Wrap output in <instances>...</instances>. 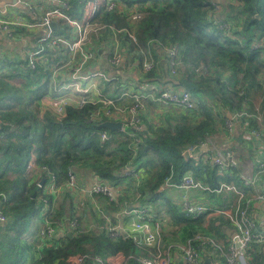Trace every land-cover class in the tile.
Wrapping results in <instances>:
<instances>
[{"label": "trees", "instance_id": "obj_1", "mask_svg": "<svg viewBox=\"0 0 264 264\" xmlns=\"http://www.w3.org/2000/svg\"><path fill=\"white\" fill-rule=\"evenodd\" d=\"M67 1L70 14L80 18L87 0ZM115 1L122 10H108L103 1L94 20L103 21L109 30L106 34L113 23L126 28L120 34L119 50L125 61L122 68L126 65L128 69L135 62L140 67L148 56L154 66L148 71L136 66L138 87L156 83L163 88L171 84L189 91L195 105L182 109L149 100L153 119L143 113L139 127L110 131L101 126L107 118L91 119L100 103L68 107L63 117L41 110L40 100L47 93V81H43L47 70L40 66L29 71L18 66L19 60L0 56V207L8 217L0 225V264H67V259L78 253L88 255L82 264H93L97 255L117 253L125 256L123 264H143L142 259L155 251V247L139 244L132 234L110 236L108 218L102 210L89 197L80 204L75 201L74 188L68 184L69 169L79 185L94 176L113 186L127 181L137 205L151 207L152 217L160 224V240L188 225H201L205 215H185L176 202L181 190L166 186V176L173 174V182L179 183L189 172L211 188L223 182H234L244 192L247 188L239 178L240 166L225 172L207 157L210 150L199 159L187 158L183 152L208 138L231 132L226 120L234 116L264 138V0ZM131 12L143 14L135 29L136 39L128 31ZM22 29L16 27L15 31L21 33ZM169 47L178 51L175 73L166 52ZM114 48L112 41L111 53ZM23 63L26 65L27 59ZM13 79L22 81L17 86ZM116 79L101 81L103 89L117 92L128 88L127 81ZM103 131L108 132L107 139L101 138ZM129 167L140 174L139 183L133 176L122 175ZM52 175L56 177L57 192L48 188ZM199 190L200 197L220 207H235L234 191L218 194ZM67 217L78 219V227H71L72 237L53 238V243L42 246L28 240V231L37 220L63 228L61 223ZM212 223L216 238L224 241L226 253L231 242L226 228L232 230L233 224L224 216L214 217ZM41 239L42 235L37 242ZM214 250L225 262V255ZM260 251L261 245L253 242L246 253L247 264H264V253Z\"/></svg>", "mask_w": 264, "mask_h": 264}, {"label": "built area", "instance_id": "obj_2", "mask_svg": "<svg viewBox=\"0 0 264 264\" xmlns=\"http://www.w3.org/2000/svg\"><path fill=\"white\" fill-rule=\"evenodd\" d=\"M48 1L53 3V7L46 10L40 19L33 21H25L16 17L6 19L4 18V15L8 12L7 8L0 7V33L4 32L8 36L12 37L15 32L14 28L18 26L42 31L40 34L36 32L37 42L38 44H41V47L29 54L28 68L35 70L40 64L45 66L47 65L49 67L50 81L57 87V89L53 95L49 94L43 96V103L50 106L57 115L63 117L65 116L68 107L81 108L89 102L93 103L89 98V96H92L96 92V83L93 79L101 78L104 81L114 79L113 74H109L103 69L87 70L88 66H93L99 62V54L95 49L93 50L94 54L89 52L86 47L89 34L93 39L94 33H96H91V31H96L100 28L97 26V23L100 21L94 20L99 7H101L100 4L104 1L108 10L115 9V7L120 10L121 4L115 0H87L83 2L82 16L78 18L68 14L67 10L69 11L70 9L69 2L63 0ZM28 7L32 10L30 5H28ZM216 7H218V5H216ZM133 13H138V17H132ZM133 13L128 20L130 27L128 31H131L130 35L136 39L134 36L135 29L139 21L143 18V14L139 12ZM57 20L68 25L69 30L66 33L60 35L53 34L50 23ZM98 24L106 27L103 21ZM124 30H126L125 27ZM122 31L123 29L121 26H118L117 30L112 31V34L115 33V35H117ZM45 44L47 47L56 50V54L54 56H50L44 52L45 48L43 45ZM119 49V44L115 41L114 52L111 53L109 46L106 47L105 55L102 56L101 60L104 59L115 66L124 64V55ZM166 51L168 52L172 71L175 73L176 67L179 65L178 51L175 47H169ZM148 61L152 60H150L147 56L140 64V67L137 62L133 64L138 66L139 70L144 69L148 71L154 66V63H150ZM123 97H130L133 103L128 106L122 105L119 107L116 105L117 100L105 97L106 99L102 101L103 104H100V106L94 111L91 119L110 117L114 118V120L122 121L124 128H134L140 126L141 114L145 112V99L147 98H152L163 105L177 106L182 109H191L195 105L194 97L189 91L186 89H177L171 84L164 86L163 88L158 87L156 83H152L151 85L143 84L141 88L137 87L134 90L129 86L119 95V99H122ZM230 123L231 126L229 131L232 132V122ZM252 134L257 139H260V134L257 130L253 129ZM101 136L103 139L108 138V135L105 132L102 133ZM211 139L213 138H208L205 142H202V144H208V151L206 153H208L209 150L210 153L207 157L225 172L238 167L240 164L238 156L233 151L220 147L217 142H212ZM30 166H34V164L30 163ZM44 168L46 169V167ZM259 171H264V160L260 164ZM259 171L247 167L240 173V179L243 181L245 186L252 185L255 182L256 175ZM123 174L133 177L138 176L137 171L130 167L126 168L122 172V175ZM69 176L70 183L73 184L75 182V177L73 175ZM52 179H55L54 175L52 176ZM172 179L173 174L167 177L165 181L166 185L178 187L183 191H189L193 188H202L216 192H241L233 182H223L218 188L205 187L189 172L185 173L179 183L173 182ZM93 191L103 193L110 199H114L113 192L107 185L96 184L93 187ZM199 203L200 202L192 200L187 194H185L179 201V206L180 208L182 207L186 214L200 215L204 212L210 211L208 206L203 204L201 205ZM148 211L149 209L146 207L126 211L128 215H136L137 218L136 221L131 224L132 228L130 229L133 232L132 234L135 240L139 244L156 246L157 249H159L158 253L143 258L142 262L143 264H171L173 260V252L170 248L164 250L160 249L159 229L158 232L153 230V219L149 216ZM232 219L235 221L240 231V245L236 246L231 243L226 253L224 252L225 262L219 264H247L246 253L251 244L253 242L259 243L264 247V227L263 229H259L256 222L251 218L246 209H238ZM7 221L8 217L0 208V223H6ZM76 224H78L77 220L70 221L71 227H76ZM50 225L51 224H48L47 229L41 232L43 240H53L57 232V229ZM109 235L112 237L121 235L120 228L111 226L109 229ZM205 245L219 248L222 252L224 250L223 246L219 244L214 237L200 233L189 238L186 243H177V248L181 254L184 264H201L203 262V253L201 252V248ZM86 257H88L87 254L78 253L71 255L67 259V262L68 264H82ZM123 262V258L116 254L114 256L111 255L110 257L97 255L93 264H123Z\"/></svg>", "mask_w": 264, "mask_h": 264}, {"label": "crops", "instance_id": "obj_3", "mask_svg": "<svg viewBox=\"0 0 264 264\" xmlns=\"http://www.w3.org/2000/svg\"><path fill=\"white\" fill-rule=\"evenodd\" d=\"M63 1L68 2L67 0H63ZM28 5L31 6L33 11L28 7ZM0 7L1 8H4V7L7 8L8 12H7V14L4 15V18H6V19L16 17V18H19V19H22L25 21H33V20L40 19V17H42L44 15L46 10L53 7V3L49 2L48 0H20V1H18V0H0ZM216 8H219V6ZM55 22L57 23V29L52 28L53 34L54 35H60V34L66 33L67 30H65V28L68 27V25L61 23L59 20H57ZM18 27L20 29H22V28H25V29H22L21 33H18L17 31H15L14 35L12 37L8 36L4 32L0 33V56L2 58H5V57L10 58V57H12V55L14 53L20 52L21 57L24 59H27L29 57V54L32 51L41 47V44L37 43V33L40 34V33H42V31H38L37 29H27L26 27H21V26H18ZM14 29H16V27ZM61 30H63V31H61ZM22 31H24L25 33H22ZM47 51H48V54L50 56H54L56 54V50H54L52 48L47 49ZM101 58H102V56L99 55L100 60L98 63L101 64V69L105 70L109 74H113L114 78L115 79L117 78L116 80H118V81L120 79H121V81H123V80L127 81L125 86H128V87L130 86L133 90L138 87L136 81L138 80L137 75H139V74H138V72L136 70V66L134 64L128 65V69H127V66L125 65L126 69L125 68L123 69L122 67L124 66V64L119 65V66H115V65L110 64L109 62H107L104 59L101 60ZM12 59H14V58H12ZM57 59H59V58H57ZM15 60H18V59H15ZM40 66L44 67L45 71L47 70V72H48V74H46V78L43 79V81H45V80L47 81V93H46V95H48V94L53 95L56 92L57 87L55 85H53L50 81L49 67L47 65L45 66V65L40 64L38 66V68ZM115 68H117L116 72H115ZM107 81H111V80H107ZM100 86H101V82H100ZM113 90L114 89L112 88L110 91H108L107 98H112V99L117 100V102H116L117 106H119V107H121L122 105L128 106V104H126V102H129L130 104L133 103V101L130 97H123L122 99H119V96H118L119 94L116 95L117 93H119V91L116 92ZM101 91L104 92L103 91V85L101 87ZM110 92H112V95L110 94ZM149 100L151 102H153L152 98L145 99L146 109H145L144 113L147 114V118L153 119L155 117L154 116L155 113L154 112L150 113V111H149L150 107H148V104L152 105L149 102ZM40 102H41V107L43 110L48 109V110H51L53 113L56 114V112L50 106L43 103L42 98H41ZM0 106H1V104H0ZM57 116L60 117L59 115H57ZM103 118H107L105 120L118 121V120H114V118H110V117H103ZM105 120H103V121H105ZM261 122H262V127L264 129V120L262 119ZM240 123H241L240 121H237L235 123L236 124L234 127L235 129H233L232 132H228L226 134H222L221 136L217 137L218 138L217 143L220 147H222L224 149H229V150L233 151L238 156L239 161H240L239 166L241 167L240 173L247 167L253 168L256 171H259L260 170V164L264 160V138L260 137V139H257L253 134H251L252 130L248 129L246 124H240ZM140 125H141V123H140ZM124 129H128V128L123 127L122 130H124ZM104 132L107 133V135H108V132L103 131V133ZM256 140L258 143L254 144L253 142L254 141L256 142ZM191 148H189V149H191ZM255 149H256V151H255ZM257 167H258V169H257ZM240 173H239V178H240ZM261 174H264V171L263 172L259 171V173L256 175L255 182L252 185H246L247 188H246L245 192L240 190L241 192L237 193V198H236V196L233 195V201L236 200L235 204H234L235 207H233V208H223V207H220L219 205H217L218 203H216V202L209 201L206 198L200 197L199 196L200 195L199 189H202V188H198V189L193 188L189 191H183L182 189H180L181 192L177 197L178 204H179V201L184 197V195L187 194L192 200L200 202L199 204H201V205L203 204V205L208 206L210 208V211L202 213L205 215H204V219H203V222L201 225H194V226L188 225L187 227H184L182 230H180L176 235L174 234V232H172L173 233V234H171L172 236H169L168 238H164L163 240H160V245H161V243H166L167 247L170 248V250L173 252L172 253L173 259L178 260L180 262L179 264H181V263L184 264V261L181 257V254L178 251L177 243H179V242L180 243H186L189 238L193 237L195 234H198L199 232H202L203 230L204 231L210 230V231H212V233H214L213 235H215V228L213 226L212 219L214 217L224 216L226 219H229L231 221V223L233 224L232 226L234 227L232 230L229 227L226 228V232H228V231L230 232V234L227 233L229 235V239L231 241L229 243V245L231 243H233L234 245L239 246L240 245V241H239L240 231H239L237 224L232 219V218H234L235 213L237 212L238 209H246L249 212L251 218L256 222L257 227L259 229H263V227H264V175H261ZM169 176H171V174L165 177V181H166L167 177H169ZM132 178H134V177H132ZM43 179H45V178H43ZM135 181L137 183H139V181H140V174L139 173H138V176L135 177ZM44 182H45V180L41 181L39 185L42 186V184ZM69 183H70V180H69ZM84 183L85 184L79 185L77 183V181L75 180V184L70 186V187L74 188L73 193L75 196V201L78 204H80L81 202H83L85 197L86 198L89 197V201L92 204H94V206H96L98 209H101L102 210L101 212L105 216H107L108 223H109L108 230L110 229L111 226H116V227L120 228L121 234L123 233V231L124 232L126 231L128 233V236L131 235L133 233L130 230L132 228L131 224L134 223L137 218H136V215H133V216L128 215L126 213V211L131 210V209H135V208L146 207L149 209V211H148L149 216L153 219V230L155 232H158V229H159L160 239H161L160 224H159V222H157V220H154V218L152 217L153 212L151 210V207H149L147 205H142V206L137 205L136 198L134 197L132 192L129 191L130 187L126 186L128 184L127 181H124L123 183H121L117 186H113L111 184L102 183L97 178V176H94V178H90L88 182H84ZM96 184H104V185L109 186V188L113 192L114 199H110L107 195H104L103 193L94 192L93 187ZM56 185H57L56 184V177L54 180L51 178V184L48 186L49 191L57 192L58 187ZM165 185H166V182H165ZM168 187H175V186H168ZM205 187H208V186H205ZM194 190H198V194ZM191 191H193L192 195H191ZM214 192L219 194V192H216V191H214ZM225 192H228V191H225ZM129 193H131L133 195V197L127 198ZM101 195L108 197L110 200H112L113 203H111L109 201L108 202L105 201V198ZM104 201H105V205H106L105 207L107 210L104 209ZM45 202H47L46 199H45ZM134 205H137V206H134ZM0 206H1V200H0ZM131 206H134V207L130 208ZM180 209L187 216H190V215L196 216L197 215V214H186L185 211L182 209V207ZM124 212L127 215H124ZM74 218L75 217H73V218L67 217V218L63 219V222L61 223L64 226L63 228H58L57 226H54V228L57 229V232H56L54 238H56V235L58 234L59 230H62L64 233L68 232L69 230L72 231V228L70 226V221L71 220L72 221L77 220ZM126 218H127V220H126ZM37 221L42 222L41 219H39ZM37 221L34 224L35 227H33L34 231L37 229ZM1 224H4V223H0V225ZM47 225L48 224L45 223V227ZM45 227L43 229L40 228L39 230L42 232L43 230H45ZM169 227L172 229V231L175 229L172 226H169ZM72 233H73V231H72ZM32 236H34V235L32 234L31 236H29L30 238H28V240L30 239L29 241L33 242L34 240H33ZM132 236H133V234H132ZM167 240H169V241H167ZM48 241H50V242H48ZM53 241H54V239L53 240L45 239L44 242L42 243V245L51 244V243H53ZM219 242H221V241H219ZM238 243H239V245H237ZM141 245H146V244H141ZM146 246H148V245H146ZM149 247H155V251L153 250V253H150V256L159 252V249H157L156 246H149ZM228 247L229 246H227V249H228ZM223 249L225 250V245H224ZM224 250H223V252H224ZM201 252L203 253V261H205L207 256L208 257L212 256L213 261H214L213 264H219V262H224V261L220 260L221 257L214 250V247H210V249L202 247ZM260 253H264V247L262 245H261ZM116 255L123 258V261H124L125 256L122 253H117ZM107 257H110V256H107ZM210 263H212V259H211ZM210 263H207V264H210Z\"/></svg>", "mask_w": 264, "mask_h": 264}, {"label": "rangeland", "instance_id": "obj_4", "mask_svg": "<svg viewBox=\"0 0 264 264\" xmlns=\"http://www.w3.org/2000/svg\"><path fill=\"white\" fill-rule=\"evenodd\" d=\"M120 8H121V10H122V7L120 6ZM67 12H68V14L70 15V16H72L71 14H70V12L67 10ZM119 12H121V11H119ZM133 12H131L130 13V16H131V14H132ZM134 16H137L138 17V13H133L132 14V17H134ZM74 17V16H73ZM102 21H100V22H98V23H101ZM97 23V26L98 27H100L98 30H92L91 31V33H93V32H96V33H94V38L92 39L91 38V35L89 34V36H88V38H87V47H86V49L87 50H89V52H92L93 54H94V52H93V50L94 49H96V51L99 53V55L100 56H104L105 55V48L106 47H108V46H111L112 45V41H113V43H114V41H116V43L117 44H120V34L121 35H123V32L125 31L124 30V27L123 26H121V28L123 29V31L122 32H120L119 34H117V35H115V33H113V34H111L112 33V31H114V30H117V28H118V25H116L115 23H113L112 25H110V29H111V31L109 32V34H106L105 33V31H109V30H106V28H105V26L104 25H100V24H98ZM101 28H103V29H101ZM105 29V30H104ZM65 30H69V27H66L65 28ZM66 31V32H67ZM129 33H131V31L129 32ZM118 40V41H117ZM98 41V42H97ZM43 47L45 48V47H47L46 46V44L45 45H43ZM50 48V47H49ZM44 52L46 53V54H48V51L46 50V49H44ZM167 52V51H166ZM168 53V52H167ZM12 57L14 58V59H18V60H20V62H19V67L20 68H24V67H26V68H28V58H27V64L26 65H24L25 63H23V61H24V58H22L21 57V54H20V52H16V53H14L13 55H12ZM100 60V59H99ZM148 62H150V63H153L152 61H148ZM92 65V64H91ZM39 66V65H38ZM10 67H7V69H9ZM38 68V67H37ZM30 68H28L27 70H29ZM95 69H101V64L100 63H97V64H95V65H93V66H88L87 67V70H95ZM6 70V69H5ZM30 70H32V69H30ZM29 70V71H30ZM36 70V69H35ZM35 74V73H34ZM35 75H37V74H35ZM49 76H50V71H49ZM9 81H10V79H9ZM21 79H13L12 80V82L14 83V85H17V86H19L20 85V83H21ZM93 81L96 83V92H95V94L94 95H92V96H89V98H90V100L93 102V103H100V104H103L102 103V101L103 100H105L106 98L105 97H107V95H108V89H103V91L104 92H102L101 91V87H102V84H101V86H100V82L101 81H104L103 79H101V78H96V79H93ZM167 86V85H166ZM32 88H34V86L32 87ZM125 91V89L124 88H121L120 90H119V93H117L116 95H120L122 92H124ZM116 93V92H115ZM110 94L112 95V92H110ZM49 95V94H48ZM118 95V96H119ZM44 96H46V94L44 95ZM89 103H91V102H89ZM40 105H41V102H40ZM41 110H42V107H41ZM237 121H240V119L238 118V116H234V117H229L227 120H226V127L229 129L230 128V126H231V123L230 122H232V127H234L236 124V122ZM211 141L212 142H217L218 141V138L216 137V138H213V139H211ZM254 144H256V142L254 141L253 142ZM258 143V142H257ZM184 153V152H183ZM68 175H73L74 177H75V180H76V176L73 174V172L69 169V171H68ZM69 184V186H72V185H74L75 184V182L73 183V184H71V183H68ZM176 202H178V200L176 201ZM124 215H127L125 212H124ZM74 219H77V218H74ZM73 219V220H74ZM78 220V219H77ZM78 225L79 224H76V227H78ZM45 227V222L43 223V222H38L37 221V229L34 231V228H32V229H30L29 231H28V235L29 236H31L32 234L35 236V239H34V242L38 245V246H42V243L44 242V240L43 239H41V241L38 243L37 242V239L39 238V236L41 235V231L39 230L40 228L41 229H43ZM200 234H203V235H210V236H212V237H214L215 239H216V241L219 243V244H221L223 247H224V245L221 243V242H219V240L216 238V236L215 235H213L214 233H212V231H210V230H206V231H202V232H199ZM195 236V235H194ZM28 238H30V237H28ZM30 240V239H29ZM222 240V242H224L223 241V239H221ZM167 241H169V240H167ZM166 241V242H167ZM204 248H208V245H205V246H203ZM211 247V246H210ZM160 249H162V250H164V249H168V247H167V244L166 243H161V245H160ZM214 249H216V250H218L220 253H221V255L222 256H224V252H222L219 248H216V247H214ZM173 261V260H172ZM177 263L179 264L180 262L179 261H177ZM219 263H224V262H219ZM67 264H68V262H67ZM171 264H173V262L171 263Z\"/></svg>", "mask_w": 264, "mask_h": 264}, {"label": "water", "instance_id": "obj_5", "mask_svg": "<svg viewBox=\"0 0 264 264\" xmlns=\"http://www.w3.org/2000/svg\"><path fill=\"white\" fill-rule=\"evenodd\" d=\"M50 27L53 29H57V23L55 21H52L50 23ZM101 126L109 129L110 131H115V130H122L123 129V123L122 121H112V120H105L103 122H101ZM252 134V133H251ZM257 143V140H256ZM208 151V144L207 143H203V144H197L194 145L191 149H187L184 151V156L189 158V157H193L195 159H199L200 156L204 153H206ZM45 179H42V181ZM125 236H128V233L125 231H123V233ZM73 236V233L71 230H69L68 232L64 233L62 230H59L58 234L56 235L57 239H60L62 236ZM237 240V239H236ZM239 245V243L237 244ZM211 262V258L210 257H206L205 259V263H210Z\"/></svg>", "mask_w": 264, "mask_h": 264}]
</instances>
